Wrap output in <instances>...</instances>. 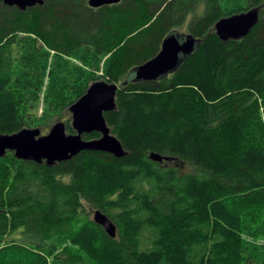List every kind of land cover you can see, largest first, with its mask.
Instances as JSON below:
<instances>
[{
    "label": "trees",
    "instance_id": "obj_1",
    "mask_svg": "<svg viewBox=\"0 0 264 264\" xmlns=\"http://www.w3.org/2000/svg\"><path fill=\"white\" fill-rule=\"evenodd\" d=\"M263 1L0 2V134H45L48 117L72 133L68 108L101 69L104 81H125L104 117L126 152L83 151L53 167L0 157V264H264L246 240L264 232V6L240 40L212 32ZM172 31L200 43L166 77L131 80Z\"/></svg>",
    "mask_w": 264,
    "mask_h": 264
},
{
    "label": "water",
    "instance_id": "obj_2",
    "mask_svg": "<svg viewBox=\"0 0 264 264\" xmlns=\"http://www.w3.org/2000/svg\"><path fill=\"white\" fill-rule=\"evenodd\" d=\"M120 0H88L92 8L117 4ZM4 5L16 7L20 11L42 6L43 0H0ZM264 1L257 7L219 18L212 26V32L221 42L240 40L246 36L258 21V12ZM200 43L190 34L172 31L162 40L158 52L149 60L133 68L130 72L133 81H155L172 73L178 64L188 57ZM125 83V81H124ZM95 81L89 84L85 93L68 108L72 133L66 132L65 124L57 121L42 134L40 129L22 128L12 134H0V157L11 152L16 159L32 161L53 167L66 162L83 151L104 152L115 158H122L126 152L111 133L104 117L105 113L116 110V93L124 85ZM97 133L99 136L86 140L84 135ZM150 161L160 163L169 158L150 152ZM93 222L102 227L105 233L114 238L115 225L100 211L93 212Z\"/></svg>",
    "mask_w": 264,
    "mask_h": 264
},
{
    "label": "rangeland",
    "instance_id": "obj_3",
    "mask_svg": "<svg viewBox=\"0 0 264 264\" xmlns=\"http://www.w3.org/2000/svg\"><path fill=\"white\" fill-rule=\"evenodd\" d=\"M221 1L224 3V5L226 7L228 6V1H229V8H235L236 6H239L241 8H245L247 6L249 0H221ZM50 53L52 54V52H50ZM106 58L107 57H105L102 60V62L100 63V67H102V64H103V62H104V60ZM69 61L73 65L81 66V64L79 63V61L76 60V59H74V58L69 59ZM93 75H94V77L97 80L104 81L103 79H101V76H102L101 69H100V71L94 72ZM46 84H47V79L44 80V86L42 88V92L45 91ZM34 111H35L34 117H36V118L41 117V115H42V113L44 111L43 94H40V97L38 98V102H37V108ZM57 119H58L57 117H53V118L48 117L45 120L46 123L44 125H46V126L47 125H52V124H54L56 122ZM33 127H35V126H33ZM39 128H40V126H39ZM90 217L93 220V214ZM246 240L249 241V242H251L254 245H257V246L261 247V249H258L259 252L264 251V248H263L264 247V232L260 236H258L257 238H255V239H248V238H246ZM262 256H264V253L263 252H262Z\"/></svg>",
    "mask_w": 264,
    "mask_h": 264
}]
</instances>
